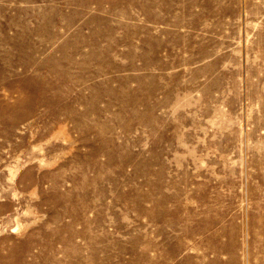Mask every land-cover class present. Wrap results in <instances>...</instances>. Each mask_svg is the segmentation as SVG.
Masks as SVG:
<instances>
[{
	"label": "rangeland",
	"instance_id": "374dc122",
	"mask_svg": "<svg viewBox=\"0 0 264 264\" xmlns=\"http://www.w3.org/2000/svg\"><path fill=\"white\" fill-rule=\"evenodd\" d=\"M0 264H264V0H0Z\"/></svg>",
	"mask_w": 264,
	"mask_h": 264
},
{
	"label": "bare ground",
	"instance_id": "6f19581e",
	"mask_svg": "<svg viewBox=\"0 0 264 264\" xmlns=\"http://www.w3.org/2000/svg\"><path fill=\"white\" fill-rule=\"evenodd\" d=\"M25 99L27 100V98H24V100H25ZM26 100H25V101H26ZM25 101H24V103L26 104L27 101H26V102H25ZM26 105H27V104H26ZM20 106H21V105H20ZM25 115H26V114H25Z\"/></svg>",
	"mask_w": 264,
	"mask_h": 264
}]
</instances>
